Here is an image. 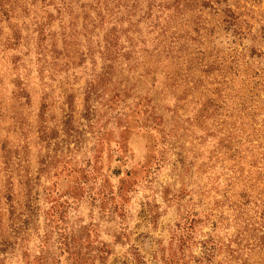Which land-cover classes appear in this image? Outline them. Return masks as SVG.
Here are the masks:
<instances>
[{
  "label": "rangeland",
  "instance_id": "374dc122",
  "mask_svg": "<svg viewBox=\"0 0 264 264\" xmlns=\"http://www.w3.org/2000/svg\"><path fill=\"white\" fill-rule=\"evenodd\" d=\"M84 1L93 5V0H67L61 22L49 25L56 53L48 52L52 48L47 39L40 48L46 50L37 55L32 20L44 15L38 8L24 19L29 43L16 52L0 51V142L19 151L13 167L18 201L24 204L29 191L36 208L27 224L15 222L26 229L22 240L12 234L3 212L0 264H25L39 254L48 256L46 264H169L173 258L178 264H196L192 255L200 256L201 247L195 243L215 232L224 247L213 264H261L264 253L258 249L244 250L239 260L226 248L228 243L236 246L227 207L237 198L225 201L224 196L239 186L232 180L226 185L232 173L221 142L227 133L222 121L230 129L236 127L239 135L241 125H250L249 118H242L244 105L255 119L264 118V57L257 56L264 53V42L251 35L234 36L218 15L206 10L174 19L165 11L159 21L178 32L181 51L173 49L168 59L151 55L157 42L151 41L154 35L147 34L141 21L136 30L149 52L141 50L137 59L95 80L103 61L98 53L90 58L87 45L96 52V42L113 22L93 29L90 22L98 20L93 11L84 18ZM239 3L237 11L252 21V31L257 30V21H264V0L252 6ZM140 7L132 26L145 11L144 3ZM138 47L143 49L140 43ZM14 54L21 57L17 70L10 62ZM15 80L26 88L28 104L12 99ZM42 97L51 129L44 144L36 133ZM20 122L23 134L17 129ZM2 168L0 164V185L5 178ZM215 200L228 218L223 231H213L211 219H205ZM192 212L200 222L179 252L175 239ZM240 242L251 247L252 241Z\"/></svg>",
  "mask_w": 264,
  "mask_h": 264
},
{
  "label": "trees",
  "instance_id": "16d2710c",
  "mask_svg": "<svg viewBox=\"0 0 264 264\" xmlns=\"http://www.w3.org/2000/svg\"><path fill=\"white\" fill-rule=\"evenodd\" d=\"M66 1L67 0H58L59 3L56 4L55 0H0V51L4 52L6 50H11L16 52L29 43L27 40V33L23 34V29L25 28L24 19L34 14L38 8L43 10L42 13L45 17L44 15L40 17V21L36 20L35 17L32 20L34 26L32 34L35 35L34 40L36 44L35 49L38 51L37 55H41L42 51L46 50V46L43 49L40 48L45 44L47 39L50 40L52 48V50H48V52L52 54L56 53L55 43L51 40L52 37L50 39L48 27L51 22L55 20L59 23L61 22L63 17L60 13H62V11L65 12L68 6L66 5ZM231 1H233V4L230 3ZM243 1L249 3L251 6L262 2V0ZM141 2L144 3L145 11L137 18L132 26V18L135 17L137 10L140 11L143 9L140 7ZM84 6L88 7V14L83 11L84 18L90 15L89 12L93 11L95 19L98 20L97 24H94L93 21L90 22L92 23L93 29L101 27L105 22H113L109 23V27L105 29L101 42H99V40L96 42V47H98L96 52L93 50L90 51V46L88 47L87 45L90 58H93L94 53H98L99 59L103 61L101 71L93 77L95 80L98 77L102 78L109 76L108 74L114 66H120L123 63L127 64L126 62L130 59H137L138 53L141 50L147 53L149 52L146 39H142V34L140 31L136 30L138 23H141V21L145 22L146 29H149L147 34L154 35L151 41L153 43L157 42L151 52L154 53L151 55L156 57L162 55L164 59H168L173 49L177 48L178 51H181V48H178L180 41V35H177L178 32H176L174 28L169 29L168 24L164 26V24L159 21L165 11H171L170 17L174 19L188 11L191 13H199L206 10L209 14L218 15L220 22L225 26L224 28L226 30H231L234 36L238 38L242 37L243 39L247 35H251L252 39L257 37L260 39V42H264V21H257L259 22V28L252 31V21L249 23V21L244 19V13L237 11L240 7L239 0H93V5H88L84 1L80 7L83 8ZM244 8H246V6H244ZM114 12L121 14L120 16L115 15L112 17ZM157 12L160 13L156 14ZM247 12L253 14L251 9H248ZM106 16L108 17L104 20ZM252 18L253 16H251V19ZM124 23L126 25H123ZM193 31L197 33L198 37L199 28L195 27ZM136 32L138 35L133 39ZM87 40L90 41V39ZM138 43L143 46V49L138 47ZM100 44H102V48H99ZM63 45H65L64 38ZM160 48L163 50H156ZM88 54L89 53H85L86 56ZM24 55H28V52ZM257 56L264 57V53L262 52ZM38 61L39 59H37V62ZM10 62L13 65V70H17L21 64V57L18 54H14ZM42 71V67L37 69V73L40 77L42 76ZM254 76L257 80L260 79L259 73H256ZM12 93L13 100H24V104H28L29 94L19 80H15ZM45 98L42 97L36 125V133L38 134V139L41 144L49 143L48 139H50V137L48 132L51 130L46 125ZM218 108L219 107L214 108L213 111H217ZM241 111L242 118H249L250 125L245 128L241 125L239 135L237 134L238 129H236V127L230 129L226 120L222 121L223 124L225 123L227 133L221 142L223 152L227 156V161L230 164L227 170L233 175L227 177L229 179L226 185L227 187L231 186L230 181L232 180L234 185L239 186L238 190L231 188V194L229 193L231 189H228L225 194L229 193V195L224 196L225 201H229L231 197L237 198L235 202H231L227 207V210L231 211L233 227L236 229L235 234H230L235 238V240H233L236 246L231 247L230 243H228L226 248L229 255L236 254L234 258H239V260L243 259L244 250L251 252L258 249L259 252L264 253V118L261 120L255 119V113H251L252 110L246 105L242 107ZM228 116L232 118V114ZM15 120H17L16 117ZM18 125L17 129L20 134H23L24 128L22 123L20 122ZM22 148L26 149V147ZM18 156V150H13L10 147L7 148L3 142H0V158L3 160L0 161V164L3 166L1 172H4L5 177L3 183L0 185V230L2 215L3 212H5L8 214L6 222H9L8 224L13 227L11 229L12 234H17L22 240L26 236V229L25 227L19 228V225L17 226L15 222H21L22 224L20 225H23V223L27 224L30 219L36 216V208L32 205V202H30L32 197L29 191L25 194L27 199L24 204L20 203L16 197L18 192L15 193L14 186L17 179H15V173H13L15 169L13 167ZM41 164L44 165V161H41ZM29 183L30 179H26L24 184L28 190H31L32 186H30ZM218 204H220V202L215 200L211 212L205 215L206 221L211 219L208 223H210L213 231L216 229L223 231V229H226L227 225H229L227 222L228 218L221 210L223 207H219ZM216 212H219V214ZM24 215L25 218H23ZM187 216L188 218L185 220L183 231L178 234L175 239L178 244L179 252L187 247V244L191 240L192 231L200 222L196 219L197 215L194 212L187 214ZM225 221L227 222L226 224H224ZM15 230H20V232L15 233ZM215 236H219L217 232L195 243L201 247L200 256L193 257L192 255L196 264H213V259L217 256L222 247H224L221 238H216ZM239 240L252 241L250 244L251 247H248L249 245L241 246ZM228 241L231 240L229 239ZM23 253L25 254V252ZM47 257V255L44 256L39 254L37 258L32 261H26L25 264H46L48 261ZM177 259H169V264H178ZM245 262L246 260H243V263L240 264H245ZM185 264L187 263L185 262ZM215 264H220V262ZM261 264H264V260Z\"/></svg>",
  "mask_w": 264,
  "mask_h": 264
}]
</instances>
